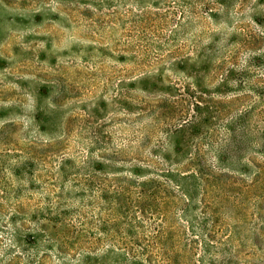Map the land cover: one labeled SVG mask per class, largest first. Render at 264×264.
Segmentation results:
<instances>
[{"label": "rangeland", "instance_id": "rangeland-1", "mask_svg": "<svg viewBox=\"0 0 264 264\" xmlns=\"http://www.w3.org/2000/svg\"><path fill=\"white\" fill-rule=\"evenodd\" d=\"M218 1L0 0V264H264V0Z\"/></svg>", "mask_w": 264, "mask_h": 264}, {"label": "trees", "instance_id": "trees-1", "mask_svg": "<svg viewBox=\"0 0 264 264\" xmlns=\"http://www.w3.org/2000/svg\"><path fill=\"white\" fill-rule=\"evenodd\" d=\"M223 1H226V0H219L218 1V4L221 5ZM177 150H178V146H177ZM218 157H220L219 153H217V158ZM220 158L222 159V157H220ZM223 159H224V156H223ZM199 174L201 176V171H199ZM167 175L170 176V177H172L173 175H176L178 177L180 175V173L179 174H172L170 171H167ZM180 176H181V179L182 180L186 181L189 178H195L196 177V174L195 173H189V174L188 173H184V174L181 173ZM182 192H183V194H184L185 197L188 196V198L191 199V189L190 188L187 187V188L183 189Z\"/></svg>", "mask_w": 264, "mask_h": 264}]
</instances>
